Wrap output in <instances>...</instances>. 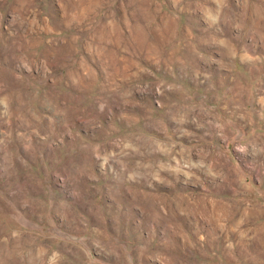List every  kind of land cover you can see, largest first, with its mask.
Wrapping results in <instances>:
<instances>
[{
	"label": "rangeland",
	"instance_id": "374dc122",
	"mask_svg": "<svg viewBox=\"0 0 264 264\" xmlns=\"http://www.w3.org/2000/svg\"><path fill=\"white\" fill-rule=\"evenodd\" d=\"M0 264H264V0H0Z\"/></svg>",
	"mask_w": 264,
	"mask_h": 264
}]
</instances>
